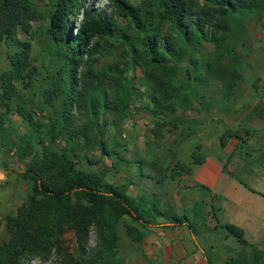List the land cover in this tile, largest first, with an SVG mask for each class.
I'll return each instance as SVG.
<instances>
[{
    "label": "trees",
    "instance_id": "16d2710c",
    "mask_svg": "<svg viewBox=\"0 0 264 264\" xmlns=\"http://www.w3.org/2000/svg\"><path fill=\"white\" fill-rule=\"evenodd\" d=\"M263 5L264 0H148L140 7L130 0H106L101 7H91L83 0H56L45 29L53 51L49 64L56 67L49 73L44 65L41 77V70L31 63L30 42L19 36V32L31 34L35 9L29 0H0V46L5 43L9 48L8 66L0 70V105L7 113L10 101H15L16 113L29 127L27 135L11 140L7 147L17 159L25 160L19 175L28 182L29 192L16 211L3 215L6 238L0 241V264H29L33 258L50 256L56 258L51 264H120L116 219L124 214L135 222L138 226L125 224V228L139 241L143 236L139 227L165 214L134 200L126 193V185L116 186L101 174L78 167L75 149L96 146L101 155H109L106 141L113 138L105 141L102 137L107 127L117 129L127 115L138 67L150 83L151 107L146 108L157 127L175 126L167 114L186 100L187 92L175 82L182 62L199 63L198 68L193 66L195 81L201 85L217 82L221 96L229 97L241 78L235 50L240 21L260 12ZM77 9L80 17L71 28L69 17ZM116 18L124 21L122 27ZM108 38L119 41L122 60L94 69L101 39ZM202 43H209L212 51L199 62L194 52ZM184 72L189 73L187 68ZM34 81L42 87V104L61 101L56 116L48 117L47 127L17 100L16 82L30 90ZM72 107L77 111L74 115L70 114ZM58 137L66 147L55 150L51 144ZM230 138L240 140V134L223 129L219 146L224 147ZM190 158L194 165L204 161L198 146ZM165 217L172 225L184 224L194 231L185 215ZM90 226L97 241L85 250ZM220 227L240 245H248L239 226L225 222ZM67 229L76 244L72 252L64 245ZM251 248L250 264H255L263 253ZM238 261L231 259L227 264Z\"/></svg>",
    "mask_w": 264,
    "mask_h": 264
},
{
    "label": "rangeland",
    "instance_id": "374dc122",
    "mask_svg": "<svg viewBox=\"0 0 264 264\" xmlns=\"http://www.w3.org/2000/svg\"><path fill=\"white\" fill-rule=\"evenodd\" d=\"M36 11V20L31 24V34L19 32L22 39L30 42V58L36 70L45 73L46 65L52 73L56 65L49 64L53 55L45 32L48 13L56 0H29ZM142 6L148 0H130ZM84 5L101 7L106 0H83ZM80 17V9L69 17L71 28ZM119 26L124 21L116 18ZM242 28L236 33L235 50L240 57L241 78L232 94L223 98L217 82L206 85L198 84L194 79L195 65L182 62L176 84H181L187 92L181 106L167 116L176 121V125L165 124L157 127L147 107H151L149 97L150 83L146 81L141 68H136L133 84L136 89L131 95L127 115L118 123L117 129L110 126L104 131L103 139L108 156L99 153L96 146L75 149L77 166L101 174L108 182L127 186L126 193L134 200L154 206L166 216L185 215L194 227L191 237L182 225L171 226L165 215H156L153 224L139 227L142 238L133 240L126 232L125 224L136 225L126 215L116 219L118 235L117 254L120 264H227L231 259H240L237 264H250L253 249L251 245H240L216 222L209 211L207 197L200 195L202 184L196 182L188 170L190 152L198 146L199 151L207 156L216 157L226 162L231 155L239 160L245 159V165L259 158V151L264 149V5L260 12H254L240 21ZM72 30V29H71ZM8 46H0V70L8 66ZM194 57L202 62L212 51L209 43L200 44ZM122 47L119 41L101 39V53L96 55L92 66L101 69L112 62L122 60ZM188 69L186 74L184 70ZM34 81L30 90L22 88L16 82L22 106L32 111L33 119L48 124V117L56 116L60 109L59 98L50 104H42V87ZM77 111L71 108L70 114ZM0 241L6 238L3 215L13 213L26 199L29 192L28 182L19 175L25 160L17 159L13 150H7L11 140L29 133V127L15 111V101H10V111L5 112L0 105ZM225 128L237 130L240 140L228 139L224 147L218 144V136ZM244 130H248L246 135ZM247 138V139H244ZM51 146L60 150L65 146L63 138H55ZM251 154V158L246 156ZM264 159V158H263ZM180 165L186 167L181 169ZM195 166V165H194ZM252 166V165H251ZM230 167V165H228ZM225 171V169L223 168ZM245 181V180H244ZM247 183L250 184L248 181ZM254 187V186H253ZM248 196L240 195L243 208L250 215L264 216V204L258 202L259 195L251 193L238 185ZM217 202L212 206L213 210ZM264 200V199H263ZM258 202V203H256ZM262 203V204H261ZM261 211V212H260ZM168 222V223H167ZM264 225V223H263ZM214 226V227H213ZM248 228L247 233L252 232ZM64 245L69 252L76 247L71 230L64 232ZM97 238L90 226L86 237L85 250L93 248ZM264 242V238H263ZM262 251L255 264H264V243L253 245ZM56 258L40 260L33 258L29 264H51ZM204 261V262H203Z\"/></svg>",
    "mask_w": 264,
    "mask_h": 264
},
{
    "label": "crops",
    "instance_id": "0c3cea01",
    "mask_svg": "<svg viewBox=\"0 0 264 264\" xmlns=\"http://www.w3.org/2000/svg\"><path fill=\"white\" fill-rule=\"evenodd\" d=\"M259 153V158L256 161L249 162L248 164L250 165L247 166L245 165L246 160H239L237 156L231 155L226 162H222V160L216 157L203 154L204 161L201 164L194 166L190 160L188 168L193 179L205 187V190L200 189V195L207 197V201L210 204L209 211L214 214L216 218L215 219L211 214V217L214 219L213 221L219 226L225 222L239 226L243 230L244 239L247 243L253 245L264 243V216L255 215L258 209L254 210L256 212L254 215H250L246 208H243L239 196L242 194L243 196H248L249 194L238 189V185L247 189L239 181L244 182L254 190V192H252L247 189L248 191L259 195V198L255 197L254 199L264 204V149L260 150ZM246 157L251 158V154ZM223 163L226 164L225 169L229 171V173L223 170ZM228 165H230V167H228ZM247 181L253 185H249ZM217 197L220 200L213 210L214 206L212 205L217 202V199L215 200ZM168 224L173 226L171 223ZM181 225L185 226L184 224ZM248 228H251L253 231L247 233ZM187 230L192 237L194 231H190L188 228ZM203 264L206 263L204 262Z\"/></svg>",
    "mask_w": 264,
    "mask_h": 264
}]
</instances>
